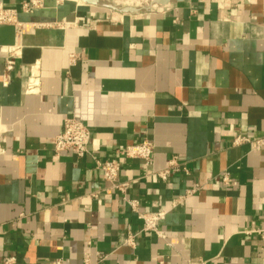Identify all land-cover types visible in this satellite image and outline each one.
Wrapping results in <instances>:
<instances>
[{
	"label": "crops",
	"instance_id": "obj_1",
	"mask_svg": "<svg viewBox=\"0 0 264 264\" xmlns=\"http://www.w3.org/2000/svg\"><path fill=\"white\" fill-rule=\"evenodd\" d=\"M21 1L0 0L22 23L0 25V264H82L95 251L104 264H264L252 232L264 230V144L232 145L264 137V0H146L134 11L44 0L32 14ZM67 115L90 131L81 159L53 152ZM143 138L152 167L120 158L119 180L141 211L165 212L166 239L137 234L129 247L141 221L94 162ZM172 156L187 173L161 181Z\"/></svg>",
	"mask_w": 264,
	"mask_h": 264
},
{
	"label": "built area",
	"instance_id": "obj_2",
	"mask_svg": "<svg viewBox=\"0 0 264 264\" xmlns=\"http://www.w3.org/2000/svg\"><path fill=\"white\" fill-rule=\"evenodd\" d=\"M112 1V0H110ZM44 7V0H22L19 4V11L25 14H32ZM0 25H12L20 27L22 23L18 20V10L8 8L0 3ZM77 59L75 53L68 54V64L73 65ZM12 57H8L5 61V73L3 75L2 84L8 83L7 73L13 67ZM38 86V79L36 76H31L27 82V93H34ZM90 140V131L88 127L73 115H67L63 118L60 132L54 139L53 152L55 155L61 153H68L77 159H81L88 154V145ZM240 143H249L255 148L264 144V137L256 140H251L246 136H237L232 145ZM153 143L147 138L124 145L116 151L117 156L105 159L96 160L94 162L95 168L99 171L103 181L108 183L109 187L118 192L120 199L125 203L130 211L134 213L141 221L140 229L137 233L127 232L123 237V243L129 247H134V238L137 234L147 236H156L163 240L166 239L165 231L159 228V223L164 219V211L145 212L139 209V201L135 198H130L127 195L129 183L119 180L120 172V158L139 159L143 162L146 168L152 167L153 161ZM184 172L187 173L185 165L179 161L177 156H172L165 169L156 172V176L161 181H166L170 173ZM220 181L227 186L232 183V178L227 170H224L220 175ZM189 191L187 193H191ZM251 232V231H250ZM249 232V233H250ZM254 233L261 234L264 238V230H255ZM107 256L99 251L93 253L86 252L82 257V264H104ZM14 258L7 257L1 264H13ZM55 264H62V259H57Z\"/></svg>",
	"mask_w": 264,
	"mask_h": 264
},
{
	"label": "water",
	"instance_id": "obj_3",
	"mask_svg": "<svg viewBox=\"0 0 264 264\" xmlns=\"http://www.w3.org/2000/svg\"><path fill=\"white\" fill-rule=\"evenodd\" d=\"M83 1H85V2H92V3H98L99 5H102V6H108V7H112V8H114L115 10H120V11H134V10H136V9H142L143 7H148V5H150L151 3H148V2H141V3H138V4H143V6H139V8L138 7H135V4L136 3H134V6H132V7H129V5H127V4H125V5H121V4H119V3H115V4H113L111 1H104V0H83ZM164 1V0H163Z\"/></svg>",
	"mask_w": 264,
	"mask_h": 264
},
{
	"label": "rangeland",
	"instance_id": "obj_4",
	"mask_svg": "<svg viewBox=\"0 0 264 264\" xmlns=\"http://www.w3.org/2000/svg\"><path fill=\"white\" fill-rule=\"evenodd\" d=\"M71 1H75V2L78 3V1H76V0H71ZM141 2L143 3V2H148V1H146V0L144 1V0H143V1H138L137 3H141Z\"/></svg>",
	"mask_w": 264,
	"mask_h": 264
},
{
	"label": "bare ground",
	"instance_id": "obj_5",
	"mask_svg": "<svg viewBox=\"0 0 264 264\" xmlns=\"http://www.w3.org/2000/svg\"><path fill=\"white\" fill-rule=\"evenodd\" d=\"M76 1H78V3H80V2H81L80 0H76Z\"/></svg>",
	"mask_w": 264,
	"mask_h": 264
}]
</instances>
